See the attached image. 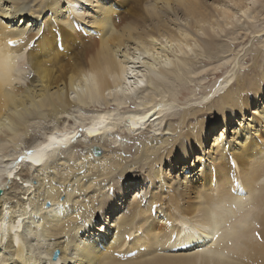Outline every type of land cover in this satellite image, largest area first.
<instances>
[{"label": "bare ground", "instance_id": "1", "mask_svg": "<svg viewBox=\"0 0 264 264\" xmlns=\"http://www.w3.org/2000/svg\"><path fill=\"white\" fill-rule=\"evenodd\" d=\"M44 3L0 0V247L11 237L5 249L8 259L27 250L33 264H41L58 250L57 260L48 259L47 264H65L78 239L76 247L85 249L80 264H264V98L260 102L259 86L253 84V77L264 68V61L258 65L262 51L252 52V63L242 76L240 66L232 65L234 83L229 84V76L217 85L213 102L184 108L176 117L162 114L169 79L182 80L181 71L187 73L193 64L187 55L178 58L165 51V40L194 46L195 53L200 49L216 62L237 60V52L221 38L231 37L238 45L240 37H234L238 26L264 17V0H182V8L178 0H107L103 13L88 17L87 27H66L67 9H53L41 17ZM75 16L83 22L85 13ZM262 27L249 32L254 39L264 36ZM144 49L160 53L158 69L144 78L146 90L139 88L137 78H130L135 91L126 95V62L117 59V53L135 56ZM165 59L172 60V68L163 67ZM224 65L209 71L216 74ZM116 88L124 92L117 93ZM237 94V102L226 103ZM140 95L147 100L132 109L130 102ZM93 96L100 98V107L82 103ZM156 102L161 108L150 106ZM73 108L89 114L85 121L74 122V130L58 134L49 129L42 141L30 135L40 122H70ZM148 111L155 119L137 122V127L119 122ZM100 115L110 118L103 131L93 129ZM163 118L164 122H156ZM217 120L223 127L207 140L205 123ZM116 125L141 132L138 138L127 135L128 140L120 141ZM80 128L87 142L71 144L65 153L62 143L67 144ZM89 129L96 134L89 135ZM49 137L59 140L60 146L28 155V150L49 143ZM132 138L139 140L134 147ZM94 148L100 150L99 156L92 154ZM38 158L43 163L33 164ZM167 164L170 170L175 168V175L164 174ZM134 170L140 173H131ZM137 180H142V187L126 194ZM237 182L243 192L236 188ZM123 187L127 189L122 191ZM49 201L53 207L72 210L67 216L55 218L53 213L51 220L38 222ZM99 219L105 229L103 223L95 224ZM80 221L83 226L72 239L71 226ZM187 222L192 224L191 235ZM26 228L37 233L27 243ZM17 242L19 248L13 251ZM213 249L214 256L206 255ZM219 256L223 261L214 258ZM0 264H6L3 255Z\"/></svg>", "mask_w": 264, "mask_h": 264}, {"label": "snow or ice", "instance_id": "2", "mask_svg": "<svg viewBox=\"0 0 264 264\" xmlns=\"http://www.w3.org/2000/svg\"><path fill=\"white\" fill-rule=\"evenodd\" d=\"M107 6V0H88V4L85 5L83 3V0H45V3L43 5L44 11L40 14L41 17L43 15H47L50 11L53 9L60 10V9H67V24L66 27H76V26H84L87 27V20L88 17L93 12H100L103 13L105 7ZM178 7H183L182 0H178L177 3ZM119 7V6H118ZM123 7H128L127 4L123 5ZM165 7L170 10V5H165ZM111 12V9H109V13ZM75 13H85L83 22L81 20H77ZM243 15V13H241ZM2 18V17H0ZM63 20L64 17H61ZM11 26V23H9ZM229 27H232V25H229ZM107 28L104 30V34H107ZM88 31L93 32L95 34L96 30L88 28ZM199 37H203L204 33L200 32L198 33ZM9 44H13L15 42L8 41ZM139 47L143 48V45L139 44V41L136 42ZM154 44L160 45V40H154ZM164 48L165 51L170 52L173 56L178 58H183L186 55L190 58H195L196 53L194 52V46L190 47L186 44H179L176 43L169 44L167 40L164 42ZM117 59H123L126 62L125 65V72L123 74V80H124V86L128 89L126 95H131L135 89L132 88L133 80L130 78H137L138 79V86L141 89L146 90L147 80L144 79L145 77L151 76L155 74V71L158 69V65L156 63L157 60L160 59V53H153L152 51H148L146 49L143 50L142 54L137 53L135 56L129 55L127 52H118L117 53ZM164 68H172L173 63L172 60L165 59L163 63ZM151 68L153 71H148L147 69ZM253 84L258 85L261 95H264V68L261 69L260 73L253 77ZM77 92H79V89H77ZM115 92L122 93L124 92V88H116ZM73 101H77L78 96L73 95L71 97ZM239 100V94H237L235 97L232 98L231 101H227L226 103H235ZM82 103H85L86 106L91 108H97L100 107V98L98 96H93L87 101H82ZM133 108H135V105H132ZM152 117V119H155L153 116V113L151 111H148L145 113H139L135 116L129 117L125 116L123 120L119 121L121 124L127 123L131 124L132 127H137V122L140 124H143L145 121H148L149 118ZM110 118L105 115H100L98 120L93 121V129H100L101 131L104 130V126L109 124ZM158 122V121H157ZM89 135H95L96 133L92 130H88ZM30 135L32 137H38L40 135L39 129H34L30 131ZM49 143H45L42 145V148L34 149L32 152H29L28 155H34L36 152H40L42 150H47L54 146H60V141L56 140L52 137H49ZM75 139V137H73ZM63 147H67V145H62ZM21 159H24V157H21ZM43 161L41 159H36L33 161V164L35 165H41ZM232 167L235 169L236 164L235 161L232 162ZM233 176H235V172H233ZM7 179H11L10 176L6 177ZM19 176H17V179ZM2 187V185H0ZM236 188L239 189L240 192H243V189L240 188L239 183H236ZM235 207V205H233ZM72 210L71 206L65 208L63 205H59L57 207H53L52 203L49 201L46 204L45 209L43 210V214L39 217L38 222H44L51 220L50 217H52V214L55 213V218L60 216H67L68 213ZM3 212V205L0 204V213ZM23 219V217H22ZM83 226V221H80L79 223L71 226V233H72V239L76 238V233L78 230ZM221 225H218L219 227ZM31 227V224L29 223V228ZM187 233L191 235L192 232V224L191 222H187ZM16 228H12V233H16ZM80 233V232H79ZM44 233L41 231L40 235L42 236ZM37 238V233L35 230L28 231L26 228L25 230V243L30 241L31 239ZM11 237H9V243H5L2 247H0V255H3L6 258V264H33V258L27 254V250H25L24 253L18 255L15 259H8L10 254L5 251L6 248L10 246ZM78 239H76V242L73 244L72 249L69 251L68 258L65 262V264H80V257L84 254V246L81 245L79 249L76 247V244H78ZM19 248V242H17L16 249H13V251H16ZM75 253V255H73ZM215 250H211L206 255L208 256H214ZM60 253L57 251L54 253L53 257H45L41 260V264H47L48 259L55 260L58 258ZM217 260L223 261L224 257H214Z\"/></svg>", "mask_w": 264, "mask_h": 264}, {"label": "rangeland", "instance_id": "3", "mask_svg": "<svg viewBox=\"0 0 264 264\" xmlns=\"http://www.w3.org/2000/svg\"><path fill=\"white\" fill-rule=\"evenodd\" d=\"M263 18H264L263 16H262V18L259 17V19L257 21L252 22L253 24H251V25L244 23L243 25L238 26V28H241V29H239V32L235 33V35H234V37H236L237 39L240 37V39L237 40L238 45L233 44L235 41H233V43H232L231 39L229 40V38H231V37H226V39L224 37L221 38L222 41H224V43H226V44L230 43L231 44V46H232L231 49L235 51V54L237 52L238 57H239V59H237V60H236V58L230 57L231 59H229L228 62H225V59H222L221 61L216 62V60H217L216 58H210V57L206 56L205 54H203L202 50H200V49L197 50L195 48L196 57L192 58L193 64H190L187 73H184L185 71H181L182 80L169 79L170 91H169V93L164 94V97H165L164 102L166 103L165 104L166 110L163 109L162 114L167 112L165 115H171L172 114L173 116L175 115V117H176L181 112V110L184 108L202 106L203 104H205L211 100L213 102V100L216 98V95L213 94V91L215 90V87L217 85H219L221 82L224 81L225 78H227L229 76L231 78L229 84L234 83L235 77L233 76L234 75L233 72L236 71V69L232 70L234 64L235 65L237 64V66H240L238 71H239V75L242 76L243 70L245 68L249 67L250 64L252 63V56H253L252 52H254L258 49L260 51H262L261 52L262 54L260 53V57H259L260 59H259L258 65H262V63L264 61V36H261L259 38L254 39L252 32L261 30L260 27H262V25H263L262 29L264 28V24L261 22ZM252 25L254 26L255 29L253 28ZM250 31H252V32L249 33ZM241 33H242V35H241ZM241 37H243V38L241 39ZM233 45H234V47H233ZM198 54H200L201 56L197 57ZM219 63H225L224 67H222L219 70V72H216V74H213L212 72L209 71V69H211V68H216L219 65ZM209 64H211V65H209ZM226 64L230 65L228 70L225 68ZM231 67H232V69H231ZM235 68H237V67H235ZM202 69H206L207 72L202 73L201 72ZM27 71L28 70H26V72ZM210 93H211V95L208 97V99L206 101H203L205 98H207L205 96L209 95ZM261 98H264V95H262L258 99L260 100ZM146 100H147V96L140 95L139 99L132 100L130 102L131 108L134 109L132 107V105L134 104L135 109H138V107L140 105L142 106ZM200 101H203V102H200ZM261 101L262 100H260V102ZM158 103L159 102L153 103L150 106L155 107V108H161V106H157ZM255 104H253L252 107H254ZM87 115L89 116V114H86L85 112L80 111L78 108H73L70 112V118H71L70 122H68V120H65L66 122L64 121L63 123L58 124L55 121H52V122L46 121V122H40V123L35 124L34 129H39V132H40V135L38 137H36V141H42L45 134H46V131L49 129H52V128H55V132L58 134H60V133L63 134L65 131H70L71 129L74 130V126H72V125H74V122L80 123L82 121H85V119L87 118ZM161 117H163V116L161 115ZM239 117L240 116H235V118H239ZM165 120H166V118L158 119L157 121L162 123ZM232 120L233 119L229 118V119H227V122L231 123ZM207 123H209V121H206V123H205V129H206L205 134H206L207 140H210L211 137L221 127H223V121L217 120V121L212 122L211 124H207ZM119 127H120L119 125H116L114 130L118 129L117 132L120 135V137L118 139L120 141H121V138H126L128 140L129 138L127 137V135H135V136L138 135V136H136L138 138L139 133L141 132V131H136L135 133H131L124 126H122V128H120V129H119ZM34 129H32V130H34ZM79 130L78 129L75 130L74 134L69 136L67 144H65V145H67V147L63 148L65 153H68L69 150H71V147H70L71 144H76L79 141H82L84 143L87 142L86 133L84 131H82L81 128ZM119 131L122 133H120ZM148 135H151V134H148ZM73 137H75V139H73ZM141 138H142V136H141ZM130 141L135 143L133 145V147L136 146L137 143L139 142V140L134 139V138H132ZM64 143H62V145ZM128 144H130V143L128 142ZM23 148H24V146H23ZM28 152H31V150H28ZM72 153H75V150ZM192 160H193V158L190 157L189 161L192 162ZM22 162L23 161L21 160L20 164H22V165L27 164L26 162L25 163H22ZM174 170H175V168L170 170V167L168 164L163 168V172L167 176H170L172 174L175 175L176 170L175 171ZM134 172L140 173V171H138V170H134L131 173H134ZM128 176H130V175H127V173H126L124 178L127 179ZM31 182H32V184L35 183L33 179ZM142 183H143L142 180H137L134 183H132L131 187L126 191V194H128V192L132 193L133 190L135 191L137 186L142 187ZM26 184L30 185L31 183H26ZM125 189H127V187H123L122 191H124ZM116 193L117 192H114V194H116ZM134 193L136 194V192H134ZM126 197H128V196H126ZM128 199H129V197H128ZM111 200L115 201L114 196ZM120 205H121V203H120ZM124 205L125 204L123 203L122 206H124ZM6 217H7V215H6ZM100 223L102 224L103 222L99 219L95 224L98 226V225H100ZM102 227H104V229H105L104 223L102 224L101 228ZM31 244L33 246L36 245V244H34V241H32Z\"/></svg>", "mask_w": 264, "mask_h": 264}, {"label": "water", "instance_id": "4", "mask_svg": "<svg viewBox=\"0 0 264 264\" xmlns=\"http://www.w3.org/2000/svg\"><path fill=\"white\" fill-rule=\"evenodd\" d=\"M93 154L95 155V156H99L100 155V150L99 149H97V148H94V150H93ZM58 250H55L54 252H53V254H52V257H53V255H54V253L55 252H57ZM53 260V259H52ZM57 260V258L55 259V260H53V261H56Z\"/></svg>", "mask_w": 264, "mask_h": 264}]
</instances>
